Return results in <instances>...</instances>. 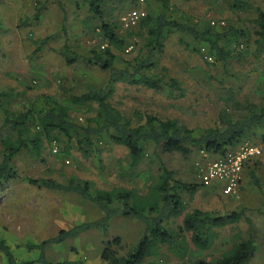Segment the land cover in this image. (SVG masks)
Here are the masks:
<instances>
[{
	"label": "rangeland",
	"instance_id": "374dc122",
	"mask_svg": "<svg viewBox=\"0 0 264 264\" xmlns=\"http://www.w3.org/2000/svg\"><path fill=\"white\" fill-rule=\"evenodd\" d=\"M61 1L66 13L56 0H0V89L13 92L10 101L14 111L31 107L43 94L65 101L71 95L108 85L107 72L83 61L68 64L58 52L66 42L74 51L83 54L95 46L106 45L100 32L94 30L98 20L88 26L84 23L89 12L83 0ZM235 1L169 0L170 15L184 16L200 25L210 23L220 30L234 25L253 32L255 7L264 9V0H242L249 4L239 7H234ZM161 3L160 0H108V8L116 9L113 17L121 24V32L126 33L139 27L140 20L130 19L132 11L151 13ZM39 6L43 9L37 20L34 15ZM48 36L53 38L42 51H36L38 45L34 42ZM256 38L252 34L234 42L233 58L222 65L209 55L194 51L192 48L198 45L191 37L173 33L166 39L164 50L156 59L159 68L166 67L170 76L182 82L183 95L167 88L156 91L118 82L112 102L135 122L147 114H154L161 118H177L191 128L215 125L220 110L231 98L264 105V47L256 43ZM141 42L140 37H134L122 57H134ZM89 115L91 113L82 107H76L73 112L79 123H85ZM2 122L0 110V126ZM100 143L102 151L91 158H85L75 141L69 143L64 137L52 143L46 142L44 160L33 157L26 149L13 158L12 165L18 177L0 178V238L7 242L19 262L34 260V264H41L36 261L40 251L29 249L28 245L39 244L56 236L62 229L103 216L101 209L92 201L75 193L31 184L28 177H47L64 183L69 177L76 176L93 181L94 190L125 186L146 192L151 177L158 176L160 160L165 161L184 181L203 184V172L221 157L195 150L185 158L179 153H163L152 146L136 172L132 176L121 177V168L127 169V148L106 141ZM68 144L72 147L70 154L66 152ZM240 149L248 153L252 150L259 152L249 154L245 160L237 192L226 195L220 185H204L195 194L188 211L199 208L224 214L244 209L252 220L258 245L251 264H264V127L234 150ZM1 150L0 144V162ZM181 223L182 217H178L170 227L176 228ZM236 226L245 232L249 224L243 220ZM237 227L221 229V236L214 245L197 256L210 260L219 258L230 249L232 229ZM143 233L141 221L117 216L110 220L107 233L89 229L77 238L48 244L46 257L52 263L108 264L102 258V251L109 241L121 237L124 244L121 253L125 254L129 247L138 243ZM149 259L146 264L158 260L156 257ZM170 262L176 264L174 259ZM0 264H7L1 250Z\"/></svg>",
	"mask_w": 264,
	"mask_h": 264
},
{
	"label": "trees",
	"instance_id": "16d2710c",
	"mask_svg": "<svg viewBox=\"0 0 264 264\" xmlns=\"http://www.w3.org/2000/svg\"><path fill=\"white\" fill-rule=\"evenodd\" d=\"M56 1L66 13L64 3ZM160 1L162 3L156 11L146 13L139 19L137 30L130 29L122 33L121 24L113 17L116 9L108 8V0H83L89 12L84 23L88 26L98 20L94 30L100 32L106 45L95 46L83 54L74 51L66 42L58 52L68 64L83 61L107 72V86L71 95L65 101L43 94L31 107L20 111L11 109L13 92L0 89V110L3 113L0 126L1 179L18 177L12 160L23 149L28 150L33 157L44 160L46 142L52 143L61 137L67 138L69 143L75 141L85 158L94 157L102 151L100 142L103 141L126 147L127 169L121 168L120 175L128 177L148 157L152 146L163 153H179L185 158L195 150L220 157L254 137L264 127V105L248 100L229 99L220 110L215 125L207 128H191L177 118H161L154 114H147L135 122L133 117L114 105L112 96L118 82L141 85L156 91L167 88L183 95L182 82L170 76L166 67L159 68L156 59L163 52L166 39L173 33L191 37L198 45L192 48L194 51L205 53L222 65L233 58L236 50L233 43L247 35L257 36L256 43L264 47V9L261 7H255L253 32H248L234 25L220 30L210 23L200 25L184 16L174 17L170 15L172 8L169 0ZM244 4L249 3L236 0L234 7ZM42 9V6L37 7L35 19L40 18ZM134 37L142 39L140 49L131 59L123 58L122 54ZM52 38L48 36L36 40V51H42ZM76 107L86 108V112L91 113L85 123H79L74 118ZM71 148L68 144L67 154H70ZM158 157L163 159L161 155ZM28 181L45 188L78 194L92 201L103 212V216L94 221L80 222L69 229L60 230L56 236L39 244L28 245L29 249L40 251L36 261L41 264H79L75 261H48L46 246L77 238L89 229L107 233L110 220L117 216L141 221L144 233L138 243L129 247L125 254L121 253L124 248L121 237L109 241L102 251V258L108 264H146L150 257L158 260L149 264H173L170 259H174L176 264H251L258 249L252 220L244 209L224 214L199 208L188 211L195 194L204 184L187 182L177 177L176 172L163 160H160L157 178L151 177L146 192L125 186L94 190L93 181L76 176L69 177L64 183L47 177H28ZM178 217H182V223L176 228L170 227ZM243 220L249 224L245 232L236 226ZM228 226L237 227L232 229L228 251L216 260L197 256L199 252L209 250L221 236L220 230ZM0 250L7 264L35 263L34 260L19 262L2 238Z\"/></svg>",
	"mask_w": 264,
	"mask_h": 264
},
{
	"label": "built area",
	"instance_id": "2783aa9c",
	"mask_svg": "<svg viewBox=\"0 0 264 264\" xmlns=\"http://www.w3.org/2000/svg\"><path fill=\"white\" fill-rule=\"evenodd\" d=\"M145 15V11L134 10L130 14V19L136 21ZM253 152H259V150H252L249 153L244 149L231 150L226 155L217 158L203 172V184L220 185L226 194L236 193L241 184L244 162Z\"/></svg>",
	"mask_w": 264,
	"mask_h": 264
}]
</instances>
